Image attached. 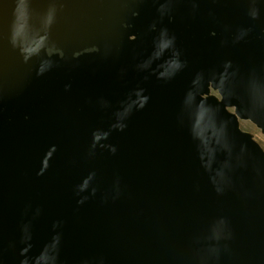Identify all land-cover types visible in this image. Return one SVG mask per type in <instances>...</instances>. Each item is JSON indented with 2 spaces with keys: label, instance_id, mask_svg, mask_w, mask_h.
<instances>
[{
  "label": "water",
  "instance_id": "1",
  "mask_svg": "<svg viewBox=\"0 0 264 264\" xmlns=\"http://www.w3.org/2000/svg\"><path fill=\"white\" fill-rule=\"evenodd\" d=\"M264 0H0V264H264Z\"/></svg>",
  "mask_w": 264,
  "mask_h": 264
},
{
  "label": "rangeland",
  "instance_id": "2",
  "mask_svg": "<svg viewBox=\"0 0 264 264\" xmlns=\"http://www.w3.org/2000/svg\"><path fill=\"white\" fill-rule=\"evenodd\" d=\"M240 128L243 131H246L250 134H252L254 140L262 147L264 150V135L260 132L258 128H256L255 125H253L249 121H241L240 122Z\"/></svg>",
  "mask_w": 264,
  "mask_h": 264
}]
</instances>
